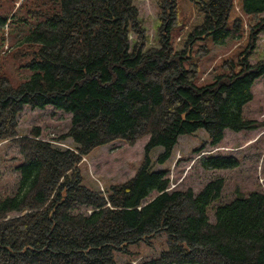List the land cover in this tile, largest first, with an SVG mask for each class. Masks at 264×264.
<instances>
[{
	"label": "trees",
	"instance_id": "1",
	"mask_svg": "<svg viewBox=\"0 0 264 264\" xmlns=\"http://www.w3.org/2000/svg\"><path fill=\"white\" fill-rule=\"evenodd\" d=\"M157 45L149 46L134 0H22L23 15L0 12L3 26H23L26 34L12 52L24 59L30 76L14 85L0 75V141L14 140L23 156L14 194L0 200V264H116L132 245H150L163 233L166 247L147 264H264V192L219 202L221 178L198 192L168 190L164 164L181 135L204 130L217 145L225 130L258 127L244 117L255 80L264 76V60L249 63V49L264 33V0H241L248 48L222 60L208 82L199 80L208 42L221 44L242 27L230 20L233 0H201L200 20L183 30L176 0H162ZM167 9L169 13L167 14ZM14 19V20H13ZM234 28V29H235ZM132 37V38H131ZM70 113L61 136L73 147L61 148L37 137H15L23 106ZM148 136L134 176L105 192L83 183L82 156L122 140L133 144ZM205 168L237 165L231 156H208ZM152 196V197H151ZM75 204L90 211L72 212ZM144 264V263H142Z\"/></svg>",
	"mask_w": 264,
	"mask_h": 264
},
{
	"label": "rangeland",
	"instance_id": "2",
	"mask_svg": "<svg viewBox=\"0 0 264 264\" xmlns=\"http://www.w3.org/2000/svg\"><path fill=\"white\" fill-rule=\"evenodd\" d=\"M21 1L0 0V12L10 11L9 19L12 13L15 16L13 18H16V15L24 16L18 11ZM176 1L180 17L184 21L183 30L179 31L175 37L176 48H181V41L186 36L190 25L200 20L196 6L201 0ZM240 2L241 0H233L230 20L239 16L243 20V25L235 28L230 24L232 34L224 43L208 42L209 51L202 59L199 69L201 82H208L219 72L222 60L235 57L237 53L243 52L245 47L248 48V29ZM134 5L146 29V43L149 46H156L159 38L157 31L162 23L160 15L164 12L161 7L163 1L134 0ZM166 12L169 13L168 9ZM8 25L3 26V38L0 40V75H5L14 85H17L26 80L31 73L24 66L22 57L12 56L17 43L26 31L23 26L19 29L18 26L13 27L10 23ZM249 52V63L264 60V33L258 34ZM243 114L248 119L256 120L258 127L238 132L225 130L222 140L217 145L210 143L204 130H198L192 135H181L178 137L171 157L164 164L154 161L161 152L160 147L154 148L150 153L154 170H163L169 179L168 190L170 191L191 189L194 193H198L209 181L218 178L223 180L220 200L214 202L208 211L210 222L214 221L213 209L218 203H226L237 195H247L253 190L264 192V76L255 80L252 86V99L244 106ZM70 117V113L50 105L41 109L23 106L16 118L18 135L15 137L31 136L32 130L37 129L38 139L49 141L61 148L73 147L69 138H61L70 128ZM147 141L148 136L141 137L133 144L116 140L95 148L87 156H82L79 171L83 183L94 190L105 192L109 185L129 180L141 164ZM217 155L231 156L236 159L237 165L227 169L203 166V158ZM22 159L20 148L14 140L0 141V200L15 193L19 179L18 165ZM77 211L87 213L90 210L84 205L75 204L72 212ZM150 241V245L141 243L129 247L132 253L129 259L131 264H147L166 247L163 233L152 236ZM127 258L129 256L117 253L116 264H122Z\"/></svg>",
	"mask_w": 264,
	"mask_h": 264
}]
</instances>
